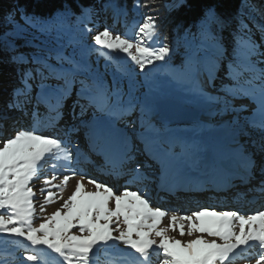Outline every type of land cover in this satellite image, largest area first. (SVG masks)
Masks as SVG:
<instances>
[{"label":"snow or ice","instance_id":"snow-or-ice-1","mask_svg":"<svg viewBox=\"0 0 264 264\" xmlns=\"http://www.w3.org/2000/svg\"><path fill=\"white\" fill-rule=\"evenodd\" d=\"M184 3L185 0H176L169 7L180 8ZM18 10L25 25L42 32L50 33L53 30L47 21L26 14L22 8ZM92 14L91 6L81 5L76 19L90 21ZM12 15L9 13V18ZM75 15L68 4L57 12V16L65 20ZM223 23L215 8L208 6L203 10L197 26L198 34L214 38L212 26ZM243 27L246 29L247 25ZM85 28L87 29V24ZM185 31L187 33L190 29ZM157 35L155 19L147 16L137 26L136 39L125 38L119 33L114 35L107 26L92 35L91 39L96 46H100L96 51L105 57L106 62L112 59V53H124L138 66L140 74L144 75L148 66L155 67L154 62L166 61L172 52L169 44L156 41ZM195 35L197 34H193L194 37ZM259 47L246 35H237L234 58L227 72L234 83L231 87L222 88L223 95L208 97L221 105L222 112L231 107L229 97L249 95L250 88H259L264 93V72L257 74V65L252 60V57L264 56ZM101 49L109 51L102 52ZM52 59L56 61L55 64L49 62ZM11 60L17 65L31 63L34 67L20 73L19 86L12 89L11 99L0 113V127L9 119L13 120L15 126L19 118H10L7 112L16 110L26 116L28 105L33 102L34 123L30 128L16 127L12 134L0 139V210H4L0 213V234L23 238L33 248L46 246L60 258V264H96L93 256L97 250L112 252L120 245L124 246L121 251L137 261V264H148L153 251L162 253L159 264H228L231 256L241 249L257 250L258 258L254 264H264V211L242 215L237 211H217L211 207H200L190 215L177 214L176 211L168 215L162 208L153 207L146 198V193L139 187L131 190L132 185L138 186L147 179L144 172L146 165L136 162L131 145H126L120 152L119 164L113 163L112 174L126 178L125 186L119 193L107 183L91 178L88 179V184L92 188L86 190L84 178L81 177L76 181L71 195L63 199L60 207L34 227L36 193L30 184L38 178L41 167L51 161L49 168L53 177L45 176L43 183L49 187L40 189L44 194V203L47 204L58 198L71 179V176L64 175L60 184H54L58 168L64 172L70 171L75 176L76 170L70 167L71 164L81 160L91 162L88 152L105 154L106 161L111 162L107 154L101 151L108 143L110 133L99 126L97 114H103L113 121L122 120L136 109L137 103L131 95L125 99V93L116 85L115 80L110 87L102 75L85 76L84 73L89 69L61 52H49L45 57L33 54L30 60L19 54L12 56ZM217 65L218 61L214 60L203 68L209 83L215 79ZM117 70L121 69L118 67ZM242 71L251 74L247 81L250 88L239 84ZM50 79L58 83H45ZM34 81L39 83L34 85ZM257 81L261 83L257 84ZM77 83L79 88L76 90L77 99L73 103L72 118H79L80 124H73L68 132L70 134L79 131L81 126L86 128L88 152L82 151L78 144H72L69 140L39 132L36 122L38 113L35 109L43 104L48 111L45 119L49 125L54 126L63 116V101L71 95ZM34 86L38 89L35 96L32 95ZM192 87L202 92L200 85L194 81ZM77 106L80 108L78 115L75 111ZM89 109H92V116L85 120L83 117ZM140 110L144 115L146 106L142 103ZM232 110L239 111L234 108ZM249 127L259 131L261 137L259 141L249 142L254 151H250L248 146H239L237 149L242 169L240 179L243 182L251 180L254 170L264 176V120L249 121ZM144 151L153 159L156 158L147 142ZM257 154L261 155L259 162L256 159ZM127 165L130 167L125 169L124 166ZM260 185V190L264 191V180H261ZM40 211H44V204H41ZM165 217L168 224L162 226ZM74 229H78L79 234ZM170 230L178 231L181 237L187 235L194 238L178 239L168 234ZM25 261L31 264H48L39 252L33 251L25 253ZM25 261L21 264H25ZM108 264H127V261L116 256Z\"/></svg>","mask_w":264,"mask_h":264},{"label":"rangeland","instance_id":"rangeland-1","mask_svg":"<svg viewBox=\"0 0 264 264\" xmlns=\"http://www.w3.org/2000/svg\"><path fill=\"white\" fill-rule=\"evenodd\" d=\"M8 1L0 2V9L1 7L6 9L10 6ZM157 3H159L160 9H169V6L174 5L176 0H158ZM5 14L6 12L0 10V32L5 33L4 37H0V43H7L13 40L20 41L24 44H37V46H42L44 49L53 52H62L63 49H66V51L71 50L68 55L81 63L86 62L84 61L85 59L91 58V61L96 64V66L98 65L99 75H102L105 82H110L112 85L114 80L116 84L124 83L127 89L130 90V94H127L125 99L128 98V95H131L134 102L137 103L136 109L122 120L113 121L103 114H97L99 126L110 133L108 143L101 148V151L107 154L111 162L106 161L105 154L88 152V140L85 135L87 131L86 128L81 126L79 131H73L69 134L68 129L73 124H80L79 118L73 120L70 111L66 114L63 112L62 118H60L54 126L48 124L45 119L46 116L42 114L37 116L36 122H38L39 132L57 136L63 140H69L72 144H78L82 151L88 152L91 162L81 160L79 163L71 164L70 167L76 170L75 176H72L70 171L64 172L58 168L56 178L53 181L54 184H60L64 175L71 176V179L68 181L67 186L63 187L62 193L59 194L62 195V198H59L58 195L57 199L47 204L44 203V194L40 192V189L41 187H49L43 183L45 176L48 178L53 177V172L49 168L51 161L41 167L38 178L34 179L30 184L36 193L34 198V227L38 226L44 217L60 207L63 199H67V197L71 195L76 181L81 179V177L84 178L83 182L87 186L86 190H91L92 188V186L88 184V179L91 178L107 183L119 193L122 187L125 186L126 178H120L116 181L113 176L108 178H104L103 175L101 177V175L98 174L89 176L88 171L97 166L101 173L104 174V172L107 171L106 175H111L113 163L119 164V154L126 145H131L133 147V154L135 155L136 162L146 165L144 172L147 179L138 186L132 185L131 190H136L137 187H139L146 193V198L149 199L153 207L162 208L168 215H171L173 211H176L177 214L190 215L192 211L199 210L200 207H211L215 208L217 211H237L242 215L264 211V192L258 193L255 191V185H260L261 180H264V176H262L258 170H254L255 175L252 176L250 181L243 185L248 193L252 191L253 188V192L257 193V196L260 197L256 200L254 199L256 202L254 201V203L251 204L245 203L240 206L239 209H237L239 206L237 202H240V198L238 197L240 194H234L239 192V187L242 185L243 181L240 179L241 175L239 177H233V184L237 185L232 187L230 194H233L235 191L233 194L235 197L231 199H225L224 197L226 194L222 192L216 193L215 187H213L211 183V181L215 182L216 178L224 174L223 172L225 171L223 170H231V168H228L229 160H237L238 162L235 163L239 164L237 166H240L237 152L239 146H248L250 151H254L249 142L252 140L259 141L261 133L249 127V121L259 122L264 120V93H262L259 88H253L251 90L249 87L251 91L247 98H229L231 107L228 111L222 112L220 110V104L209 101L206 97H197L190 88L187 89L165 73H159L157 75L156 70L153 71L155 67L148 66L147 73L141 75L138 66L132 63L124 53H112V59L106 62L105 57L96 51V48L100 46H96L91 39L92 35L102 30H93V32H91L92 30H83L82 26L70 24L63 25L60 23L56 28H52L53 30L50 33L42 32L36 28L25 25L16 15L9 18V16ZM89 28L90 27H87V29ZM250 39L253 41L258 39V37L252 36ZM186 42L189 43L190 40L187 39ZM259 46V51L264 53V45L261 43ZM101 51L108 52L109 50L101 49ZM39 56L45 57L47 53L41 51ZM252 59L255 60L258 65L264 66V56H255L252 57ZM49 62L55 64L52 60ZM154 63L155 66H161L164 62L157 61ZM118 67L121 70H117ZM117 72L126 74V77ZM1 78L3 79L0 75V79ZM10 81L13 80L8 79L9 83ZM57 82L58 81L54 79L45 81V83L49 85H56ZM259 83L261 82L257 84ZM9 87L10 85L4 88L3 85L0 86V113L5 110L4 96L6 92L9 91ZM36 90L38 89L36 88ZM164 98L176 100L184 106L203 111L202 116H199L197 120H192L189 124L184 125L194 126L199 122H204L206 118L212 116L213 113L214 123L210 127L199 131L197 129L183 130L180 127L182 125L181 123L174 125L166 124L167 129H164V131L161 127L148 128L146 126L140 129L138 123L140 122L141 116L137 114V110H140V104L142 103L146 106V116L151 117V115H154V117L157 118L154 103L156 100H162ZM64 107L65 105H63L62 108ZM233 108L239 111H233ZM90 110L92 109L88 110L83 119L87 120L92 116ZM75 111L77 115L80 112V110L77 111V109H75ZM7 115L10 118L19 119L15 126H13L12 119L3 122V127H0V139L6 138L8 135L12 134L16 127L30 128L34 123V119L29 116V112L28 115L22 116V114L16 110H9ZM162 138H166V140L171 143L177 142V147L173 149L168 146H161L159 142ZM190 141L193 142V148L187 146V143ZM146 142L151 145L153 156L156 157L155 159L144 151ZM203 145L209 149L207 153L202 150ZM112 152L114 155H111ZM190 156L195 158L197 162L199 159L202 162H208V171L205 173H199L197 171L192 173V171H195L196 166ZM256 159L259 162L261 160V155L257 154ZM124 167L126 169L130 167V165ZM175 174L187 175L188 178H186V180L189 181L191 180L190 178L196 180V182L201 181L205 189L201 190L199 193L195 192L193 194H190L191 192H179L180 194L178 193V196L183 195L182 193H184V196L182 199L175 200H172V197L165 193L160 194L159 189L161 191V189H168L171 187L169 184L173 181ZM161 181L169 184L164 187L160 185ZM195 183L191 184L189 187L200 190V188L195 187ZM223 186H225V184ZM53 191L57 190L53 189ZM190 195L195 196L191 198ZM198 198H200V201ZM41 204H44L43 212L40 211ZM3 212L4 210H0V213ZM167 224L168 219L165 217L163 218L162 226H167ZM236 230H239L238 227ZM73 231L79 234L78 229H74ZM168 234L183 240L194 238L188 237L187 235L181 237L178 231L170 230ZM208 238L211 239V237ZM156 239L158 240L159 238ZM217 242L220 241L218 240ZM123 248L124 246L120 245L118 249L112 252L99 249L93 256V260L96 264H108L111 259L119 256L129 261L127 262L128 264H137V261L126 256V254L121 251ZM29 251L39 252L43 260H46L48 264H60V258L55 253H52L50 249H47L46 246H37L33 248L30 243L24 241L23 238L9 237L6 234H0V264H21L22 261H25V253ZM161 258V252L153 251L148 264H159ZM256 258H258L257 250L241 249L231 256L228 264H254ZM25 264H31V262L25 261Z\"/></svg>","mask_w":264,"mask_h":264},{"label":"trees","instance_id":"trees-1","mask_svg":"<svg viewBox=\"0 0 264 264\" xmlns=\"http://www.w3.org/2000/svg\"><path fill=\"white\" fill-rule=\"evenodd\" d=\"M7 1L8 0H0V2ZM157 1L158 0H9L10 6L6 9L1 7L0 10L6 12V16L12 13V16L16 15L20 18L18 9L22 8L26 14L34 15L43 21H47L48 26L51 28H56V26L62 23L63 25L70 24L82 26L83 30H87L85 28V24H87V27H90L89 29L93 32V30H103L104 27L107 26L113 34L119 33L125 36V38L130 39L137 38V26L143 23L145 17L151 16L155 19L157 25L158 35L156 36V41L160 44H169L172 49L167 60L164 61L161 66H155L153 71L156 70L157 75L159 73L167 74V76H170L182 86L187 89L190 88L197 97H206V99H208L209 96L215 97L223 95L222 88L225 86L231 87L234 83L233 79L227 75V72L234 58L237 35H246L248 38L257 36L258 39L253 40V42L258 45L261 43L264 45V0H185V3L180 8L171 7L169 9H160V5ZM65 4L70 5L73 12L76 14L67 20L57 16V12L60 11ZM81 5L85 7L91 6L93 8L90 21L87 19L83 21L76 19V16L80 14ZM208 6H213L217 15L224 21L222 25L212 26L214 38L198 34L197 26L203 15V10ZM241 21L243 23H241ZM243 25H247V28L245 29ZM186 29H190V31L186 33ZM193 34L197 35L194 37ZM4 35L5 33L0 32V37H4ZM187 39L190 40L189 43L186 42ZM149 43L154 42L149 41ZM41 51L47 53V55L48 52H52L53 54L56 53L33 43L24 44L20 41L13 40L7 43H0V75L3 77V79H0V86L3 85L4 88L10 85L9 91L6 92L4 96L5 105L11 99L12 89L19 86L20 73L24 69L34 67L31 63L17 65L12 62L11 57L23 54L30 60L33 54L40 55ZM65 51L66 49H63L61 53L69 56L68 54L71 50ZM214 60L218 61L217 70L215 79L209 83L206 73L203 72V68L207 63ZM241 60H243V56H241ZM52 61L56 63L54 59H52ZM84 61L86 62L80 63L89 69L88 72L84 73L85 76L91 77L100 74L98 65L96 66V64L91 61V58L85 59ZM253 62L256 63L255 60H253ZM256 65L257 74L264 72V66L258 65L257 63ZM197 69H199L198 75ZM117 73L126 77V74L122 72ZM250 78V73L242 71L239 84L245 88H249L250 86L247 84V81ZM8 79H12L13 81L9 83ZM193 81L200 85L202 92L194 90L192 87ZM258 82L261 81H257L256 83ZM33 83L35 85L39 83V81H34ZM106 83L110 87L112 86L110 82ZM116 85L123 90L125 96L130 94V90L127 89L124 83ZM78 88L79 84L77 83L72 89L71 95L63 101L65 107L62 108V112L65 114L69 111L72 113L73 103L77 99L76 90ZM252 89L253 88H251V90ZM37 91L38 90H36L34 86L32 95L35 96V92ZM247 96L248 95L237 97L247 98ZM208 100L211 101L210 99ZM81 103L84 102L81 101ZM42 105L43 104H40L35 110L38 115L42 114L47 116L48 111L45 105ZM33 107L34 105L30 104L27 108V112H29L31 118H33ZM76 109L77 111L80 110L78 106ZM90 112H92V110H90ZM137 114L141 116L140 122L138 123L140 129L146 126L148 128L161 127L163 131L167 129V123L159 122L154 115H151V117L146 116V114L142 115L141 110H137ZM213 115L207 117L204 122H199L194 126L182 124L180 127L183 130H203L214 123ZM159 143L161 146H168L173 149L177 147V142H168L166 138H162ZM187 146L193 148V142H188ZM202 150L207 153L209 149L203 145ZM190 157L193 159L196 166L195 171H192V173L196 171L205 173L208 171V162H202L200 159L197 162L195 158L192 156Z\"/></svg>","mask_w":264,"mask_h":264},{"label":"bare ground","instance_id":"bare-ground-1","mask_svg":"<svg viewBox=\"0 0 264 264\" xmlns=\"http://www.w3.org/2000/svg\"><path fill=\"white\" fill-rule=\"evenodd\" d=\"M109 155H110V153H109ZM111 155H114L113 152L111 153ZM112 160H116V159H112ZM235 162H238V161L237 160H234V161H230L229 160L228 161V168H231V170H228V171H227V169L226 170H223L225 172H223L224 173L223 175H221L220 177H218L219 180H218V178H216L215 179V182L214 181H211L213 187H215V192L216 193L222 192L223 194H226V196L224 197L225 199H227V198L228 199L229 198L231 199V198L235 197V196H233V194L235 193V191H234L233 194H230L231 191H232V187H234V186L237 185V184H233V182H234L233 181L234 180L233 177H236V176L239 177L242 174L241 167L240 166H237L239 164H236ZM234 166H235V168H234ZM98 171H99V168L96 166V168H93V169L91 168L88 171V174H89V176H91L93 174H98V175H101V177L103 175L104 178H108L110 176H113L114 179H116V181H118L120 179L119 177H117V176H115L113 174H111V175L110 174H107L106 175L107 171H105L104 174L99 171L101 173L100 174ZM253 175H255L254 172H253ZM186 176L187 175H177V174H175V177L173 176L174 177L173 178V181L170 184L169 183H166V182L163 183L164 181H161L160 185H163L164 187H166L169 184V186H171V187L168 188V189H161V191L159 189L160 194L161 193H165V194L171 196L172 197V200L173 199L175 200V199H182L183 198L184 193H182L183 195H180L181 196L180 197V196H178V193L179 192H191L190 194H193L195 192H198L199 193L201 190H204L205 189V186L203 185V182H201V181L196 182V180H194L192 178H190L191 179L190 181L189 180H186V178H188V176L187 177ZM194 183L196 184L195 187L196 188H200V190L193 189V188H190L189 187L191 184H194ZM246 183L247 182H242V185L239 187V192H237L236 194H234V195L240 194V196H238L240 198V202H237V205H239L238 208L236 207L237 209H239V207L242 206L245 203H250V204L251 203H254V201L260 197V196H257V193H254L253 192V188H252V191H250L248 193L244 189V185H243V184H246ZM224 184H225V186H223ZM260 186L261 185H258V184L255 185V191L258 192V193L264 192V191L260 190L261 189ZM209 188L210 189H213L211 187H209ZM216 195H219V194H216ZM193 196H195V195H190L191 198H193ZM263 197H264V195H263ZM198 200L200 201V198H198ZM175 202H177V201H175ZM127 262H129V261H127Z\"/></svg>","mask_w":264,"mask_h":264},{"label":"water","instance_id":"water-1","mask_svg":"<svg viewBox=\"0 0 264 264\" xmlns=\"http://www.w3.org/2000/svg\"><path fill=\"white\" fill-rule=\"evenodd\" d=\"M156 119L161 123L169 125L174 124H189L192 120H197L202 116L203 111L196 108L184 106L176 100L164 98L156 100L154 103Z\"/></svg>","mask_w":264,"mask_h":264}]
</instances>
